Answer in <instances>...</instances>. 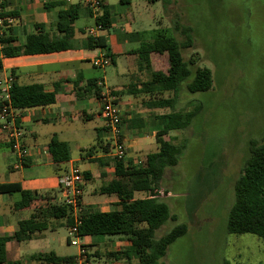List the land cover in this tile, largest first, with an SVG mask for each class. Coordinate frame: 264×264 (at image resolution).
Listing matches in <instances>:
<instances>
[{
	"label": "crops",
	"instance_id": "obj_1",
	"mask_svg": "<svg viewBox=\"0 0 264 264\" xmlns=\"http://www.w3.org/2000/svg\"><path fill=\"white\" fill-rule=\"evenodd\" d=\"M127 1L121 3L120 0H103L102 11L109 12L107 28L111 29L109 31L106 28L98 32V36L102 37L105 43V48L91 44L88 39L87 28L92 24L84 18L91 20L93 24L95 22L92 14L88 13H81L70 22L72 35L68 38V46L65 49L48 53L19 52L13 56H5L2 52V44L0 45V77L11 74L18 84L38 83L55 95L53 104L16 109L18 121L24 129L22 142L28 153L21 168L12 167L15 153L0 131V183H19L22 189L45 194L47 199L57 202L62 198L58 176L70 164H74L83 174L81 201L85 210L106 212L119 209L118 197L115 194L101 192V188L108 185L116 176L114 165L109 160L111 156L103 153L106 141L102 136L104 131L103 121L99 115V98L93 94V85L89 84L101 78L96 72L99 68L92 65V60L102 54L106 56L107 50L110 54V57L106 56L109 59L107 66L115 65V58H118L122 65V69H116L110 76L106 86L113 91L120 109L119 129L125 145V156H123L125 163L143 162L146 154L149 153L148 147L157 149L155 135L161 125L159 116L168 113L170 109L157 106L155 99L167 98L171 95L168 91L158 93L142 90V83L149 79V72L144 68L135 51L143 39L149 40L152 37V35L149 37L148 32H153L155 29L140 26L147 18L139 11L135 15L134 2ZM1 2L5 13L15 17V23L4 29L5 35L12 40L10 45L13 47H21L27 36L36 32L39 33L42 41L63 39L64 32L56 27L57 13L73 7L84 8L83 0H1ZM139 4L141 3H137ZM148 4L144 0L142 4L144 6H141L147 7ZM161 55L163 54L150 55L152 72L165 71L167 64L162 68L159 67L162 63L156 66ZM106 79L104 78V81ZM99 89L101 91L102 87L99 86ZM94 117L101 120L99 125H94L92 128L91 139L94 143L83 146L81 142L88 136L85 134L86 127L76 129L69 123L73 120H90ZM48 125H52V128L44 129V126ZM57 125L58 128L55 127ZM53 137L67 142L69 150L74 145L77 155L72 156L70 150L68 161L54 162L48 151V144ZM91 147H95L91 155L82 152ZM141 153H145L144 156L137 158ZM99 158L102 162L98 161ZM90 183L93 187L88 190L86 186ZM19 198L18 192L0 193V236L11 237L19 220L28 218L35 206L46 203V198H43L16 210L13 205ZM60 226L68 229L65 219H53L47 229L30 240L22 242L9 240L6 243L8 258L18 259L21 264H47L30 260L29 256L48 251L58 255L54 250L25 253L27 251L25 249L32 245L31 242L53 237L55 230ZM81 239L92 263L136 264L139 262L136 257H131L130 260L126 258L113 260L107 256L108 253L125 251L128 248L129 242L124 236L84 235ZM76 253L70 255L74 256Z\"/></svg>",
	"mask_w": 264,
	"mask_h": 264
},
{
	"label": "rangeland",
	"instance_id": "obj_2",
	"mask_svg": "<svg viewBox=\"0 0 264 264\" xmlns=\"http://www.w3.org/2000/svg\"><path fill=\"white\" fill-rule=\"evenodd\" d=\"M132 1L134 14L139 11L147 18L140 24L143 28L165 29L168 35L183 40L185 37L175 29V24L190 26L191 45L182 51L183 57L194 61L193 69L209 68L213 80L211 88L204 92L191 93L183 87L174 105L182 111L198 103L202 108L188 128L168 134L173 142L184 143V148L177 165L166 168L159 184L167 192L161 199L175 219H168L159 227L156 236L177 223L186 224L187 232L168 246L160 264L264 262L261 238L227 230L234 183L248 155L249 141L264 135V0H170L166 7L161 0H145L147 7H142L144 0ZM84 20L93 25L91 20ZM153 34L154 31L148 32L149 37ZM159 63V67H166V54L161 55L156 66ZM114 64L117 68L111 64L104 72L95 70L103 80L108 78L105 85L116 69H122L118 58ZM100 121L94 117L69 124L76 129L86 127L88 136L81 144L87 146L94 143L92 128ZM47 128L52 125L44 126ZM148 148V152L155 151L154 147ZM70 150L72 156L77 155L74 145ZM86 187L89 190L93 186L90 183ZM144 195L143 191L135 193V197ZM67 238L68 230L60 226L53 237L31 242L25 253H76L77 247Z\"/></svg>",
	"mask_w": 264,
	"mask_h": 264
},
{
	"label": "trees",
	"instance_id": "obj_3",
	"mask_svg": "<svg viewBox=\"0 0 264 264\" xmlns=\"http://www.w3.org/2000/svg\"><path fill=\"white\" fill-rule=\"evenodd\" d=\"M170 0H161L167 6ZM121 3L128 2L120 0ZM81 13L91 14L84 7L69 8L57 13L56 27L64 32L63 39L42 41L38 32L27 36L21 47L11 46L12 40L3 33L0 37L2 52L5 56H13L19 52L48 53L67 48L68 38L72 35L70 22ZM95 22L102 25V30L109 26V12L107 10L95 18ZM175 29L185 38L179 40L174 35H168L165 29H155L149 40L143 39L136 49L140 62L149 72V79L142 83L145 92L168 91L167 98L157 97L156 105L169 108V112L159 116L160 128L156 132L157 149L146 154L143 162L137 164L125 163L123 157H109L115 168L116 178L101 188L102 193L115 194L118 197V210L99 212L83 210L81 223L78 226L80 236L89 235H121L129 242L125 251L108 253L113 260H130L136 257L140 264H160L168 246L187 232V225L177 223L168 231L156 236V230L168 219H175L168 204L161 198L167 193L160 189L166 168L174 167L178 163V156L184 148V143H175L168 137L169 132L183 130L190 126L193 118L200 112L202 104H194L190 110H176L174 105L179 92L185 87L189 92L208 91L212 86V73L207 67L196 66L192 59H184L183 50L191 45V28L186 25L175 24ZM91 44L105 48L102 37L93 39L88 36ZM166 54L167 67L165 71H151L150 55ZM106 56L110 54L106 50ZM93 94L99 98L100 89L95 80L92 83ZM10 100L15 109H25L46 106L55 102V95L46 91L41 84H18L13 81L10 88ZM9 145V144H8ZM103 153H108V144H104ZM95 147L82 152L87 155L94 153ZM48 151L54 162H66L70 158L69 145L55 137L48 144ZM98 161L102 162L99 158ZM67 170V169H66ZM65 170V171H66ZM64 171V172H65ZM63 172V173H64ZM146 193L143 197H135L136 192ZM18 192L20 198L14 203L16 210L29 206L36 200L46 198L45 205L35 206L31 215L21 219L11 237L0 236V264H21L18 259H9L6 243L27 241L38 233L47 229L53 219H65L66 226L72 224V218L67 205L60 201L47 199L45 194L22 189L19 183H0V193L13 194ZM227 230L231 234L250 233L264 241V135L259 140H250L248 155L246 156L240 173L234 183V201L227 216ZM90 257V255L88 254ZM73 255L58 256L53 251L38 252L29 256L30 260L47 264H72ZM92 264H105L92 263ZM224 264H264L258 263H230Z\"/></svg>",
	"mask_w": 264,
	"mask_h": 264
},
{
	"label": "built area",
	"instance_id": "obj_4",
	"mask_svg": "<svg viewBox=\"0 0 264 264\" xmlns=\"http://www.w3.org/2000/svg\"><path fill=\"white\" fill-rule=\"evenodd\" d=\"M102 3L103 0H83L84 7L90 10L94 19L102 13ZM14 23L15 17L5 13L0 0V37L3 35L4 29ZM101 30V23L94 22L93 25L87 28V35L95 39ZM108 63V57L103 54L92 60V65L99 69H104ZM13 81L14 78L11 74L0 77V131L15 153V162L12 167L18 169L23 166L24 159L28 153L22 142L24 129L18 121L16 109L12 106L10 100V88ZM97 85L102 87L99 93V115L103 121V131L106 135L105 141L109 148L108 155L121 158L125 154V145L119 129L120 109L117 106L113 91L105 85L102 78L97 81ZM82 181V171L74 164H70L67 170L58 176L62 200L69 208L72 218V224L67 229V241L77 247V253L74 255L72 264H92L88 251L81 241L82 236H80L78 231L84 210L81 201Z\"/></svg>",
	"mask_w": 264,
	"mask_h": 264
}]
</instances>
